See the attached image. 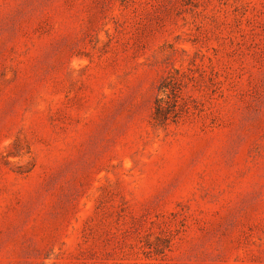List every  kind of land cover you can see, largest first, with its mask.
Wrapping results in <instances>:
<instances>
[{
  "label": "rangeland",
  "instance_id": "rangeland-1",
  "mask_svg": "<svg viewBox=\"0 0 264 264\" xmlns=\"http://www.w3.org/2000/svg\"><path fill=\"white\" fill-rule=\"evenodd\" d=\"M0 264H264V0H0Z\"/></svg>",
  "mask_w": 264,
  "mask_h": 264
}]
</instances>
